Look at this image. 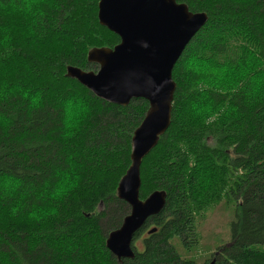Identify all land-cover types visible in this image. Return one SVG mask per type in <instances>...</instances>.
Returning a JSON list of instances; mask_svg holds the SVG:
<instances>
[{"label": "trees", "instance_id": "trees-1", "mask_svg": "<svg viewBox=\"0 0 264 264\" xmlns=\"http://www.w3.org/2000/svg\"><path fill=\"white\" fill-rule=\"evenodd\" d=\"M177 2L208 20L141 166L140 198L165 191L167 203L122 261L196 264L176 244L190 248L196 216L233 196L231 244L211 264H264V0ZM97 15L98 0H0V264H118L106 239L130 212L117 188L149 104H110L66 77L119 44Z\"/></svg>", "mask_w": 264, "mask_h": 264}, {"label": "water", "instance_id": "water-1", "mask_svg": "<svg viewBox=\"0 0 264 264\" xmlns=\"http://www.w3.org/2000/svg\"><path fill=\"white\" fill-rule=\"evenodd\" d=\"M97 17L101 26L118 36L119 44L88 53V63L96 65V71L69 66L66 76L114 105L127 107L137 99L149 103L132 138L131 166L118 187V198L131 212L107 240V248L123 264L122 259L134 258L131 243L135 234L165 208L164 191L140 198V168L171 124L176 91L172 71L208 15L191 12L177 0H98Z\"/></svg>", "mask_w": 264, "mask_h": 264}, {"label": "rangeland", "instance_id": "rangeland-1", "mask_svg": "<svg viewBox=\"0 0 264 264\" xmlns=\"http://www.w3.org/2000/svg\"><path fill=\"white\" fill-rule=\"evenodd\" d=\"M239 203V199L225 196L221 202L196 216L195 235L191 236L187 242L190 248L184 249L176 244L178 254L183 259L191 260L196 264H211L214 256L220 253L219 249L231 244V225L236 221ZM145 237L146 233L136 243L139 249L142 248L141 241Z\"/></svg>", "mask_w": 264, "mask_h": 264}, {"label": "bare ground", "instance_id": "bare-ground-1", "mask_svg": "<svg viewBox=\"0 0 264 264\" xmlns=\"http://www.w3.org/2000/svg\"><path fill=\"white\" fill-rule=\"evenodd\" d=\"M204 26H205V25H204ZM204 26H203V27H204ZM102 27H103V26H102ZM203 27H202V28H203ZM202 28H201V29H202ZM201 29H200V30H201ZM107 30H108V29H107ZM200 30H199V31H200ZM199 31H198V32H199ZM198 32H197V33H198ZM116 46H117V45H116ZM180 58H181V57H180ZM180 58H179V59H180ZM87 60H88V56H87ZM178 61H179V60H178ZM178 61H177V63H178ZM177 63H176V64H177ZM176 64H175V66H176ZM175 66H174V68H175ZM68 67H69V66H68ZM68 67H67V68H68ZM70 67H73V66H70ZM173 70H174V69H173ZM87 72H88V71H87ZM172 73H173V71H172ZM66 75H67V69H66ZM66 77H67V76H66ZM70 79H71V78H70ZM172 80H173V77H172ZM76 81H77V80H76ZM173 81H174V80H173ZM77 82H78V81H77ZM78 83H79V82H78ZM174 83H175V82H174ZM79 84H80V83H79ZM175 84H176V83H175ZM82 86H83V85H82ZM83 87H84V86H83ZM85 88H86V87H85ZM176 88H177V85H176ZM86 89H87V88H86ZM87 90H89V89H87ZM89 91H90V90H89ZM90 92H91V91H90ZM91 93H92V92H91ZM92 94H93V93H92ZM93 95H94V94H93ZM94 96H95V95H94ZM97 98H98V97H97ZM99 99H100V98H99ZM101 100H102V99H101ZM137 100H138V99H137ZM142 100H143V99H142ZM103 101H104V100H103ZM145 101H146V100H145ZM105 102H107V101H105ZM146 102L148 103V101H146ZM108 103H109V102H108ZM110 104H112V103H110ZM148 104H149V103H148ZM117 106H118V105H117ZM120 107H121V106H120ZM148 109H149V108H148ZM147 111H148V110H147ZM172 111H173V110H172ZM146 113H147V112H146ZM144 118H145V117H144ZM143 120H144V119H143ZM143 120H142V121H143ZM141 123H142V122H141ZM141 123H140V124H141ZM139 126H140V125H139ZM139 126H138V127H139ZM138 127H137V128H138ZM169 127H170V126H169ZM134 132H135V131H134ZM165 133H166V132H165ZM133 136H134V134H133ZM161 137H162V136H161ZM132 138H133V137H132ZM131 143H132V140H131ZM155 147H156V146H155ZM155 147H154V148H155ZM154 148H153V149H154ZM153 149H152V150H153ZM152 150H151V151H152ZM149 154H150V153H149ZM149 154H148V155H149ZM148 155H147V156H148ZM147 156H146V157H147ZM146 157H145V158H146ZM145 158H144V159H145ZM144 159H143V160H144ZM130 162H131V153H130ZM142 162H143V161H142ZM130 166H131V164H130ZM141 166H142V164H141ZM129 168H130V167H129ZM128 170H129V169H128ZM128 170H127V171H128ZM140 171H141V168H140ZM126 173H127V172H126ZM125 175H126V174H125ZM125 175H124V176H125ZM124 176H123V177H124ZM123 177H122V178H123ZM140 179H141V172H140ZM120 181H121V180H120ZM119 183H120V182H119ZM118 187H119V184H118ZM140 188H141V187H140ZM155 192H156V191H155ZM164 192H165V191H164ZM153 193H154V192H153ZM117 197H118V188H117ZM118 199H119V198H118ZM145 200H146V199H145ZM166 200H167V199H166ZM121 201H122V200H121ZM125 203H126V202H125ZM166 203H167V202H166ZM126 204H127V203H126ZM127 205H128V204H127ZM128 206H129V205H128ZM129 208H130V212H131V207L129 206ZM162 211H163V210H162ZM162 211H161V212H162ZM130 212H129V214H130ZM161 212H160V213H161ZM129 214H128V215H129ZM128 215H127V216H128ZM127 216H126V217H127ZM156 216H157V215H156ZM126 217H125V218H126ZM152 217H154V216H152ZM125 218H124V219H125ZM150 218H151V217H150ZM150 218H149V219H150ZM124 219H123V221H124ZM149 219H148V220H149ZM148 220H147V221H148ZM123 221H122V224H123ZM146 223H147V222H146ZM146 223H145V225H146ZM122 224H121V226H122ZM145 225H144V226H145ZM121 226H120L118 229H120ZM144 226H143V228H144ZM143 228H142V229H143ZM118 229H116V230H118ZM142 229H141V230H142ZM116 230H114V231H116ZM141 230H140V231H141ZM153 230H156V231H157V229L154 228V229L149 230V231H148V234L151 235V234H153V233H156V231H155V232H153V233L150 234V231H153ZM114 231H112V232H114ZM140 231H139V232H140ZM112 232H111V233H112ZM139 232H137V233H139ZM111 233H109V235H108V237H107V239H106V247H107V240L109 239V236H110ZM137 233H136V234H137ZM136 234H135V235H136ZM134 237H135V236H134ZM133 239H134V238H133ZM132 242H133V240H132ZM131 249H132V243H131ZM107 250H108V251L111 253V255L116 259V261L118 262V264H120V262H119V260L117 259V257H116L115 255H113L112 252H111L108 248H107ZM132 251H133V249H132ZM133 253H134V252H133ZM122 260H125V259H122ZM126 260H129V259H126ZM130 260H131V259H130Z\"/></svg>", "mask_w": 264, "mask_h": 264}]
</instances>
